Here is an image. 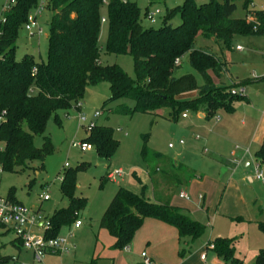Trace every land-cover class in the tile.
Listing matches in <instances>:
<instances>
[{"label": "rangeland", "instance_id": "obj_1", "mask_svg": "<svg viewBox=\"0 0 264 264\" xmlns=\"http://www.w3.org/2000/svg\"><path fill=\"white\" fill-rule=\"evenodd\" d=\"M14 1L0 0V19L6 6H11ZM130 1L138 7L142 27L157 28L166 12L181 6L184 0ZM214 1L220 3L222 0ZM250 1L248 9L264 10V0ZM243 2L235 1L232 18H245ZM146 7L160 10L154 25L144 18ZM105 15L106 8L102 7L101 16L105 18ZM50 17L51 11L43 8L36 16L40 28L37 35L30 36L23 28L17 32L16 60L26 56L38 63L46 61ZM179 23L180 17L176 14L171 24L176 26ZM106 38L107 27L101 23L98 37L100 63L103 66L114 65L135 80L131 57L106 53ZM238 46L243 50L238 52ZM194 48L214 54L226 63L228 73L222 77L210 72L214 84L257 78L264 73V38L235 37L228 49L221 51L212 41L197 37ZM184 75H191L197 86L202 85L187 56L180 59V68L174 73L177 78ZM234 92L238 97L231 103V113L220 108L206 116L204 108H201L198 112L206 116L205 119L197 118V113L184 111L182 113L187 114V119H181L182 113H178L172 120L168 109L153 114L116 113V106L124 103L130 109L133 101L109 102L110 91L105 82L87 86L76 108L68 112L60 111L57 121L50 119L47 122L44 135L50 140L52 153L43 162L31 163L23 172L0 174V196L6 198L12 191L15 202L27 209H38L40 223L54 212L68 208L69 198L59 190L60 181L66 173L76 174L74 196L86 200L85 208L78 212L77 217L81 226L77 229L72 225L62 228L58 236L66 239L67 251L57 255L42 254L37 264H105L94 255L96 243H103L102 237H107L98 223L118 187L136 195L143 189L145 198L150 201L155 189L165 199L181 207L188 204L191 216L204 226L199 239H227L232 243L236 264H255L256 256L264 249V236L257 228L258 222H264V184L256 179V172L262 168H258L254 156L264 137V82L242 86ZM95 113H98L97 117ZM80 118H85L84 123L80 122ZM90 124L108 128L117 141L110 159L99 157L92 146L84 153L72 147L74 143H83ZM33 145L41 148L42 137L35 136ZM143 149L147 162L141 155ZM173 160L187 170L170 166ZM246 163L248 166H245ZM118 170L122 173L120 177L114 180L106 178L108 173ZM188 180L193 181L187 185ZM204 189L216 192L212 194L214 198L208 210L201 208V204H190L177 198L179 191L193 196L203 193ZM43 190L49 200L41 202L38 196ZM33 233L42 235L43 229L37 226ZM12 238L11 232L0 228L1 255H15L10 246ZM8 264L36 263L32 251L22 250L17 261Z\"/></svg>", "mask_w": 264, "mask_h": 264}, {"label": "trees", "instance_id": "obj_2", "mask_svg": "<svg viewBox=\"0 0 264 264\" xmlns=\"http://www.w3.org/2000/svg\"><path fill=\"white\" fill-rule=\"evenodd\" d=\"M235 1L196 3L184 0L181 6L166 12L159 27L143 28L138 7L130 0H46L45 8L51 11L47 59L38 63L26 56L16 60L14 51L16 34L23 28L29 13L38 6L39 0H15L0 19L2 172H23L31 163L43 162L53 151L49 138L44 135L47 122L50 119L57 121L60 111L76 108L83 99L85 88L101 82L109 86V102L133 101L130 109L124 103L116 106L114 111L119 114H153L168 109L173 120L178 113H197L201 108H204L206 116L220 108L231 113V103L238 97L233 89L251 82H263L264 76L216 87L209 72L218 76L225 67L214 54L195 49L194 43L197 37H202L212 40L223 51L235 37L264 38V10H250L248 4L251 1L244 0L245 18L235 19L232 18ZM102 7L106 8L105 18L101 16ZM176 14L180 23L174 26L171 21ZM248 15L249 22L246 21ZM102 19L107 27L106 53L130 56L135 80L114 65L103 66L100 63L98 37ZM183 56L188 57L189 65L201 78L202 85L197 86L191 75L174 76L179 69L174 61ZM191 92L196 94L193 99H177ZM35 136L42 137L41 148L33 145ZM82 142L94 147L97 155L107 160L117 147V141L108 128L96 125L86 130ZM141 155L147 162L145 149ZM153 156L158 157L156 154ZM254 156L264 178V138ZM170 166L183 169L173 162ZM75 180L76 174L71 172L60 181L59 190L69 198V206L46 219L45 239L56 238L60 230L69 227L77 219L78 212L85 208L86 200L74 196ZM154 194L156 200L150 201L145 198L143 189L136 195L118 187L98 223L99 229L114 238V248L128 246L144 219H154L175 228L179 239L201 237L204 226L189 218L182 208L172 206L169 199L155 189ZM8 198L15 202L12 191ZM0 228L3 227L0 225ZM257 228L264 236V222H258ZM231 244L227 239H216L213 249L227 263L236 264ZM10 261V257L0 254V264ZM255 264H264V249L259 251Z\"/></svg>", "mask_w": 264, "mask_h": 264}, {"label": "crops", "instance_id": "obj_3", "mask_svg": "<svg viewBox=\"0 0 264 264\" xmlns=\"http://www.w3.org/2000/svg\"><path fill=\"white\" fill-rule=\"evenodd\" d=\"M146 10H147V7L145 11ZM216 57L219 60L221 59L218 56ZM221 62L223 63L225 70L224 72L223 71L220 72V74L218 75L219 78L222 77L223 74L228 73V68L226 66V63L224 61H221ZM262 65L264 69V60L262 62ZM178 68H180V62H179ZM263 76H264V73L260 77H263ZM244 80H249V79H244ZM237 82H241V81L231 80V82L228 84H224L221 81L218 84H214L213 82L212 83L216 87H220V86H229ZM254 83H260V82H251L247 85H251ZM236 90L237 88L233 89V93H235L234 91ZM241 90L242 92L244 91L243 88ZM195 96H196L195 92H191V93L180 95L177 97V99L186 101V100L193 99ZM244 99H247V97L244 96ZM196 116L197 118H200V119H205L206 117L202 113H199V112H197ZM185 119H187V117ZM261 142L262 141H260V144ZM172 162L177 163L184 170H187V168L184 165L180 164L179 162L174 161V160ZM245 166H248V163H246ZM192 181L193 180H188L187 185H189ZM201 185L204 186L203 183H201ZM205 191L206 190L204 189L203 193H197L196 195H193V196H189L184 191H179V193L180 192L186 193L190 199L188 201H185L183 199H180L178 196L177 198L183 202H188V203L193 202V203H196L195 205L201 204V208H205L206 210H208L210 208L211 201L214 198L213 195L216 192L211 193V191H206V192ZM152 193H153L152 201H155L156 200L155 197L157 196H154L155 195L154 189ZM198 195H202L201 200L197 199ZM158 197H160V195H158ZM169 203L172 206L182 208L184 212L188 215V217L194 220V218L191 216L190 211L188 209L189 208L188 204H186L185 207H181L180 204H175L176 202L174 203L171 200H169ZM240 221H244V220L240 219ZM38 227L42 228V225L39 224ZM100 230L106 232L103 229H100ZM106 234H107V237H105V235L104 236L102 235L103 243H96V246L94 249V255H97L99 259L105 262V264H143V258L141 257L142 253H145V255L151 260L152 264H229L215 251V249L208 248L209 245L211 244L214 245V241L219 238L199 239L200 238L199 237L198 239H195V240L179 239L178 233L175 228L169 225H166L164 223H161L154 219H144L141 227L134 234L133 239L131 240L129 245L122 249L114 248L113 247L115 243L114 238L109 236L107 232ZM11 242L13 244H11L10 246L11 248L14 249L15 255L14 256L9 255L8 257H10L11 259L10 262L15 263L17 261L19 253L24 249H22L18 241L15 240L14 236L11 239ZM202 255L205 256L204 260L201 259ZM13 258H15L16 260L12 261ZM234 259L236 263L237 258L234 257Z\"/></svg>", "mask_w": 264, "mask_h": 264}, {"label": "built area", "instance_id": "obj_4", "mask_svg": "<svg viewBox=\"0 0 264 264\" xmlns=\"http://www.w3.org/2000/svg\"><path fill=\"white\" fill-rule=\"evenodd\" d=\"M196 3H200L206 0H193ZM46 0H39L38 6L29 13L27 16L26 23L23 26L24 31H26L30 36L37 35L40 32V28L36 23V16L41 12L43 8H45ZM6 6L5 9H7ZM158 16H160V10L158 9H149L145 11L144 18L145 20L154 25L157 21ZM3 21V20H2ZM246 21H250V16L246 17ZM104 23V19L101 20ZM237 51H242V47L238 46ZM180 60L175 59L174 65L178 66ZM95 117L98 116V113H95ZM187 114L184 113L181 115L182 119H185ZM85 118H80V122L84 123ZM93 125L90 124L87 128V131L91 129ZM182 144V142H180ZM91 145L87 143H80V144H72L73 148L79 149L80 152L84 153L87 152L88 148ZM171 147V145H168ZM259 168V167H258ZM260 169V168H259ZM2 169L0 167V174ZM121 171H113L107 174L106 178L108 180H114L121 176ZM256 179L262 181L264 184L263 172L262 170H258L256 172ZM178 197L185 201H188L190 198L189 196L184 193L180 192ZM41 202L48 201L49 198L45 190H43L40 195L38 196ZM198 200L202 199V195H198ZM40 217L38 215L37 210H31L25 208L22 204L17 202L11 201L8 197L4 198L0 196V225L8 232H11L15 238L20 243V246L24 250L32 251L33 253V260L37 264L40 262L42 254H60L61 252L67 251L68 245L65 238H61L57 236L54 239H45L43 234L36 235L33 233V229L36 228L39 224L42 225L43 232L48 229V223L44 220L42 223L39 222ZM74 229L80 227L81 223L77 219L71 224ZM209 249H213V245L208 246ZM143 258V264H152L151 260L145 255V253L141 254ZM205 256L202 255L201 259L204 260ZM13 261L16 260L15 258L12 259Z\"/></svg>", "mask_w": 264, "mask_h": 264}]
</instances>
